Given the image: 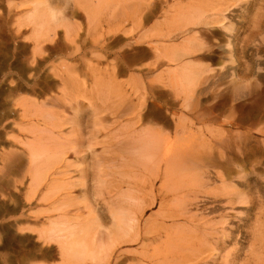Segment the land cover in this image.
<instances>
[{
    "label": "rangeland",
    "instance_id": "obj_1",
    "mask_svg": "<svg viewBox=\"0 0 264 264\" xmlns=\"http://www.w3.org/2000/svg\"><path fill=\"white\" fill-rule=\"evenodd\" d=\"M34 1L14 0L19 7L5 19L6 0H0V264H94L65 262L57 243L40 236L63 195L49 193L46 182L31 191L25 154L33 125L43 128L49 122L54 133L66 134L77 110L85 151H69L51 170V181H76L86 166L85 181L91 185L99 161L102 177L119 191L126 177L117 163L105 160L110 156L105 150L118 144L122 132L134 123L137 131L180 133L200 154L194 161L207 168L200 180L204 185L183 182L186 198L217 195L207 203L216 211L204 212L203 219L214 221L221 213L232 224L227 245L236 255L232 264H264V0H101L90 20L72 2L51 0L61 19L41 38L42 49L36 44L39 35L23 19ZM188 3L202 7L207 21L170 20L175 12H187ZM16 20L23 22L17 26ZM67 36H75L77 52ZM156 44L175 61L161 53L157 69ZM174 69L193 75L190 86L168 84V71ZM23 103L29 105L25 114ZM138 115L143 119L135 123ZM80 189H71L76 203L67 216L84 205ZM88 195L102 215L103 202L93 192ZM156 210V204L148 207L144 217ZM146 243L144 248L137 242L118 244L99 264H148L161 247L159 240Z\"/></svg>",
    "mask_w": 264,
    "mask_h": 264
},
{
    "label": "bare ground",
    "instance_id": "obj_2",
    "mask_svg": "<svg viewBox=\"0 0 264 264\" xmlns=\"http://www.w3.org/2000/svg\"><path fill=\"white\" fill-rule=\"evenodd\" d=\"M65 1L67 3L70 1L73 6L81 9L88 20L93 19L91 16L101 2V0ZM190 4L187 7V12H175L170 20L175 22L185 20L189 24L207 21L204 9ZM18 7V2L6 0L5 19H10ZM23 19L30 23L35 33L39 35L40 39L36 44L38 48H41V38L49 36L52 26L61 19V16L59 10L52 5L51 0H36L30 2V7L25 11ZM15 22L19 26L23 21L16 20ZM107 25L109 24L107 23ZM52 34H55L54 30H52ZM75 36L66 37L73 53L78 50ZM98 45L99 42L92 41L93 47L97 48ZM154 49L157 69L162 66L161 53L163 58L166 57L168 61H175V57L164 54L160 45L156 44ZM111 71V74L114 75L116 70L113 66ZM161 77V72L158 70L156 79L159 80ZM167 78L170 86L171 84L175 86L187 84L188 87L194 77L193 75L185 76L181 70L174 69L168 71ZM32 105L35 106V104ZM28 107L29 105H24L22 114L28 111ZM79 113V110L75 112L76 118L74 117L75 119L70 122V131L66 134L54 133L49 129V122H45L43 128L33 125L34 127L30 130L31 140L26 143L27 151L25 153L28 157L27 172L30 176L31 186H33L31 191H36L41 184L46 182V189H49V193L55 197L63 195L53 209L56 215L50 219L47 227L41 230L40 236L57 243L65 262L83 263L88 261L99 264L109 260L118 244L137 242L141 248H144L147 246L146 241L151 243V241L159 240L161 247L160 253H158L159 257L148 259V264L233 263L236 255L232 253L230 255L227 251L228 242L232 238L230 233L232 224L227 222L225 215L221 213L214 221L203 219L204 212L216 211L215 204L207 205V203H210L217 195L204 193L203 198L199 199L198 195L192 194L190 199H187L186 197H189L187 196L188 190L183 192L184 183L190 185L192 182H198L200 186L204 185L206 180H200L206 175L207 168H205V162L194 161L197 156L200 157V154L198 155L196 150L193 152L189 145L183 143L184 140L179 137L180 133L170 136L160 128L152 127L137 131L133 127L134 123L132 129L122 132L116 147L113 146V148L105 150L110 155L105 160L108 163H117L121 175L126 177V186L119 191L110 189L109 182L102 177L105 175L101 173L103 167L100 166L99 161L93 168L96 177L92 179L91 185L87 180L85 181V178L88 177L86 166L80 169L79 179L76 181L65 182V184H56V178L51 181L52 177H49L53 173L51 170L56 169L57 165L66 159L65 155L69 151L74 155L85 151L82 147L85 139L79 124ZM50 115L44 114L41 117L46 116L47 118ZM140 116L138 115L135 123H139L143 119ZM52 126L56 127L54 124ZM94 131L97 132V130H93L90 135L91 139L95 138ZM87 140L89 143L87 146L90 147V140ZM117 151L121 155L120 159L115 154ZM220 153L222 154L221 151ZM195 154L197 156H194L193 159ZM80 158H84V156H80ZM132 173H140L141 176L135 178L132 175L133 177H131L129 174ZM155 182H158L157 187H154ZM76 185L81 188L80 191L83 194L81 195L85 198L84 205L76 206V211L67 216L71 211L70 207L76 203L73 201L75 197L71 194V189ZM90 189V192H93L103 202L102 205L106 211L102 215L88 201ZM146 189H149V192ZM107 196L110 198L105 201L104 198ZM154 204L157 205V210L144 217V211ZM190 206L200 210L199 214L196 211L193 213ZM198 215L200 218L197 217ZM201 219L203 222H200Z\"/></svg>",
    "mask_w": 264,
    "mask_h": 264
}]
</instances>
